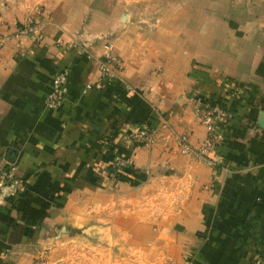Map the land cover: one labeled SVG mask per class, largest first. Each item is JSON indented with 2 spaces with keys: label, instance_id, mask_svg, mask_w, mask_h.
Listing matches in <instances>:
<instances>
[{
  "label": "crops",
  "instance_id": "0c3cea01",
  "mask_svg": "<svg viewBox=\"0 0 264 264\" xmlns=\"http://www.w3.org/2000/svg\"><path fill=\"white\" fill-rule=\"evenodd\" d=\"M129 4L0 0V167L29 184L0 205V243L10 248L0 264H115L120 255L264 264V62L227 59L225 27L217 57L207 26L194 28L192 46L172 26L170 37L139 32ZM29 19L37 34L22 33ZM106 40L121 64L113 76L98 69ZM63 68L64 105L50 111L49 83ZM207 105L233 117L215 122L207 158L184 155L181 136L205 139L197 111ZM140 123L150 141L133 137Z\"/></svg>",
  "mask_w": 264,
  "mask_h": 264
},
{
  "label": "rangeland",
  "instance_id": "374dc122",
  "mask_svg": "<svg viewBox=\"0 0 264 264\" xmlns=\"http://www.w3.org/2000/svg\"><path fill=\"white\" fill-rule=\"evenodd\" d=\"M126 9L132 14L128 23L138 27L139 32L161 27L163 30L158 35L170 37L171 34L166 33L164 29L172 26L176 32L174 36L179 33L178 35L190 37L191 46L194 42L198 44L197 38L194 39L197 34L192 33L194 28L210 27V35L216 38L210 42L212 55L215 57L218 56L216 54L219 48V27H225L228 45L232 46V49L227 48L224 51L227 59H235L237 55L243 54L252 58L255 56L264 62V0H130L129 8ZM188 26L193 30L186 34L185 27ZM254 27L260 28L258 36L255 34L259 38L255 40L250 34ZM240 31L244 32L242 42L235 39V35ZM4 165L3 163L2 168L0 167V205L7 206L11 200L17 197L21 199L26 195L29 184L27 180L8 170L9 165L3 169ZM15 181L21 183L22 191H18ZM0 248L4 252H9L10 249L7 243H0ZM114 260L115 264H127L128 261L130 264H138L140 261L133 255L130 259L120 255ZM37 262L45 264L44 259L40 257ZM102 262L106 264L108 259L102 258Z\"/></svg>",
  "mask_w": 264,
  "mask_h": 264
},
{
  "label": "built area",
  "instance_id": "2783aa9c",
  "mask_svg": "<svg viewBox=\"0 0 264 264\" xmlns=\"http://www.w3.org/2000/svg\"><path fill=\"white\" fill-rule=\"evenodd\" d=\"M39 27L33 19H29L22 33L25 34H37ZM103 55L105 60L100 62L98 69L100 74L103 76H113L114 72L119 70L121 67L120 61L114 55L112 50V43L105 41L103 44ZM69 75L68 68L61 69L50 81L49 92L46 97L45 107L50 111L60 110L65 101V94L67 91V79ZM199 115L200 123L205 127L206 136L204 141L197 145L192 146L188 138L183 135L179 138L181 145V153L184 155H191L196 158H207L208 155L214 150L219 141L218 126L215 123L217 120L225 123L232 119L233 115L231 112L223 109L222 107L215 105L204 106L202 110L197 111ZM149 127L146 123L139 126L136 132L133 134L135 139L142 140L144 142L150 141ZM125 162L123 160H116L115 165L117 167H123ZM16 188L18 191L23 190V186L15 181ZM14 192L16 193L15 189ZM254 264H261L260 261H255Z\"/></svg>",
  "mask_w": 264,
  "mask_h": 264
},
{
  "label": "water",
  "instance_id": "95a60500",
  "mask_svg": "<svg viewBox=\"0 0 264 264\" xmlns=\"http://www.w3.org/2000/svg\"><path fill=\"white\" fill-rule=\"evenodd\" d=\"M260 122H263V124H261V125H262V127H264V119H261Z\"/></svg>",
  "mask_w": 264,
  "mask_h": 264
},
{
  "label": "trees",
  "instance_id": "16d2710c",
  "mask_svg": "<svg viewBox=\"0 0 264 264\" xmlns=\"http://www.w3.org/2000/svg\"><path fill=\"white\" fill-rule=\"evenodd\" d=\"M140 124H143V123H140ZM115 166H116V165H115ZM118 168H123V167H116V169H118ZM117 174H118V173H117ZM117 174H116V175H117Z\"/></svg>",
  "mask_w": 264,
  "mask_h": 264
}]
</instances>
